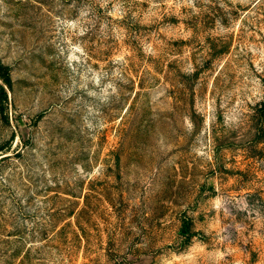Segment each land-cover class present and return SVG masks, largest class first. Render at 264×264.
Returning a JSON list of instances; mask_svg holds the SVG:
<instances>
[{
  "label": "rangeland",
  "instance_id": "rangeland-1",
  "mask_svg": "<svg viewBox=\"0 0 264 264\" xmlns=\"http://www.w3.org/2000/svg\"><path fill=\"white\" fill-rule=\"evenodd\" d=\"M0 61V264H264V0H0Z\"/></svg>",
  "mask_w": 264,
  "mask_h": 264
},
{
  "label": "trees",
  "instance_id": "trees-1",
  "mask_svg": "<svg viewBox=\"0 0 264 264\" xmlns=\"http://www.w3.org/2000/svg\"><path fill=\"white\" fill-rule=\"evenodd\" d=\"M11 87H12V79H11L9 67L0 61V120L4 124H9V116L8 113L6 112L7 101H8L6 88L11 89ZM260 108L257 110L258 112H261ZM12 140L13 138L10 139V142ZM9 149H10V143H6V144L4 143L0 145V152H3L4 150L8 151ZM5 153H1L0 155H3ZM9 157H10L9 155H5L2 156L0 160H6Z\"/></svg>",
  "mask_w": 264,
  "mask_h": 264
}]
</instances>
